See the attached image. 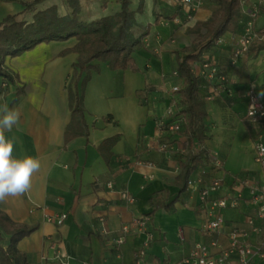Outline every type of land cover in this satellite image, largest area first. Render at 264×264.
<instances>
[{
	"label": "crops",
	"instance_id": "obj_1",
	"mask_svg": "<svg viewBox=\"0 0 264 264\" xmlns=\"http://www.w3.org/2000/svg\"><path fill=\"white\" fill-rule=\"evenodd\" d=\"M30 1L0 0V23L8 15L32 22L37 11L52 5L61 16L71 13L65 0H45L27 9L25 3ZM80 1V16L86 21L122 9L121 0H106L105 7L100 0ZM177 2L132 0L135 34L140 36L151 24L144 47L134 53L140 71H113L106 62H92L100 70H92L84 92L87 136L70 140L65 136L72 117L69 86L74 64L86 57L78 52L63 54L76 45V38L42 42L19 56L6 58L3 68L9 77L0 75V104L19 110L20 120L5 136L15 140L14 157H36L41 164L25 194L0 203V210L16 224L38 225L17 246L27 254L29 264H54L56 249L62 250L69 264H137L135 252L145 246L150 262L160 259L163 264H180L197 243L212 239L202 231L209 205H201L196 195L177 182L181 162L194 149L206 151L207 158L191 176L205 171L206 180L221 177L224 184L213 199L238 198L237 205L224 209L223 214L231 226L250 227L247 218L255 205L250 190L239 186L238 178H248L255 185L263 181L255 157V131L247 118V91L254 83L264 98V48L236 65L231 58L237 36L246 32L254 8L258 15L253 19V45L264 46V0L243 5L238 31L222 36L220 46L205 49L208 39L198 46L202 59L218 65L217 76L211 80L201 77L199 84L201 96H212L206 100L208 116L204 120L208 138L200 145L190 142L185 132L180 133L173 145L188 152L176 151L169 158L160 150L163 139L158 121L173 102V87L183 84L176 53L191 47L198 37L188 28L207 22L218 7L213 0H202L203 6L191 20L181 22ZM176 18L180 21L177 24ZM198 66V62L194 64L195 72ZM116 135L121 138L113 148L110 164H106L98 146ZM215 158L222 161L219 169L215 168ZM123 192L135 196V202L124 198ZM63 213L67 219L60 227L55 218ZM126 224L131 231L118 250L116 240ZM150 234L154 241L148 243ZM9 243L10 237L4 235V248Z\"/></svg>",
	"mask_w": 264,
	"mask_h": 264
},
{
	"label": "trees",
	"instance_id": "obj_2",
	"mask_svg": "<svg viewBox=\"0 0 264 264\" xmlns=\"http://www.w3.org/2000/svg\"><path fill=\"white\" fill-rule=\"evenodd\" d=\"M43 1L45 0H32L25 3V6L27 9H33ZM65 1L71 8V13L66 16H61L58 7L52 5L45 10L37 11L32 22L19 20L17 15H8L0 23V75L9 77L3 68L8 56H19L42 42L76 38V45L63 52V54L78 52L86 55L83 60L80 59L74 64L69 86L72 117L66 127L65 136L66 140H70L80 135L87 136L89 134L85 118L84 92L91 80L92 70H100V66L92 62L96 60L106 62L113 71L128 69L134 72L140 71L134 53L144 47V38L149 34L151 24L140 36L135 34L133 28L136 25V16L130 8L132 0H121L122 9L118 13L91 21L81 18L82 4L80 0ZM242 2L243 0H218L216 4H218L219 17L214 16L207 22H198L188 30L197 34V39H208L207 44L213 43L227 32L236 33L242 18ZM102 4L105 7L108 3L104 1ZM204 29L206 32H203ZM195 42L191 47H185L178 51L176 57L178 75L183 79L181 90L183 113L187 118L182 133H186L190 142L198 141L197 144L202 145L208 138L204 124L208 111L206 99L200 95L201 77L193 69L194 64L202 60L201 51ZM263 48V45L256 47L252 45L249 53ZM85 71L87 74L82 77ZM120 138V135L107 138L98 146V152L106 164H110L114 155L113 148ZM186 156L180 164L181 173L177 179L178 185L183 190L187 187L189 177L207 158L206 151L196 149L191 150ZM37 228L38 225L16 224L5 212L0 210V264H29L27 254L20 251L17 246L21 239L31 235ZM4 235L10 237V243L6 248L2 244ZM262 250L264 251V244Z\"/></svg>",
	"mask_w": 264,
	"mask_h": 264
},
{
	"label": "built area",
	"instance_id": "obj_3",
	"mask_svg": "<svg viewBox=\"0 0 264 264\" xmlns=\"http://www.w3.org/2000/svg\"><path fill=\"white\" fill-rule=\"evenodd\" d=\"M183 6L186 12L187 19L190 21L194 13L201 7L202 0H178V4ZM243 5L246 1L243 0ZM252 18L244 34L237 36L236 42L232 50V64L236 65L243 57L247 56L253 43V19L258 15V9L254 8L250 12ZM177 22H180L176 18ZM224 41L223 37L216 40L221 44ZM197 75L214 79L218 74V65L216 62L203 58L198 62ZM183 84L175 85L171 90L173 102L170 105L167 114L158 121L160 133L163 141L160 142V150L167 154L169 158L173 156L174 152L178 151L182 154L187 153V149H176L173 145V139L182 133L183 127L186 124L187 118L183 113L184 105L182 103L181 90ZM256 85L251 84L247 91L248 109L247 118L252 123L254 128V143H255V157L259 163L263 175V181L260 185L251 183L248 178L243 177L239 179V186L243 189L248 188L252 195V201L255 205V211L247 218L248 229H240L239 227L231 226L229 221L223 214V210L228 207L237 205L238 198L233 197H215L224 184L223 179L218 176H212L209 180L204 178L205 171L199 174L190 176L187 182V189L191 195H196L200 204L209 205V212L207 213V221L203 225V234L212 239L208 243H197L192 252L186 256L180 264H264V251L262 245L264 244V98L261 97ZM211 95H206L204 99L211 100ZM215 168L219 169L222 166V161L218 158L214 159ZM109 187L112 184L109 183ZM122 196L132 203L135 202L136 197L127 192H123ZM67 219V214L63 213L55 218L58 226L64 224ZM141 224V220L138 221ZM130 226L124 225L123 235L116 240V249L126 241L127 234L130 233ZM223 239L225 240H221ZM154 241L152 234L148 236V243ZM148 248L141 247L135 252L137 264H163L160 259L153 263L149 261ZM54 264H69L68 258L62 250L56 249Z\"/></svg>",
	"mask_w": 264,
	"mask_h": 264
},
{
	"label": "clouds",
	"instance_id": "obj_4",
	"mask_svg": "<svg viewBox=\"0 0 264 264\" xmlns=\"http://www.w3.org/2000/svg\"><path fill=\"white\" fill-rule=\"evenodd\" d=\"M19 120V110L0 104V203L5 202L8 197L25 194L31 187L33 174L41 167L36 157L13 156L15 140L6 137L5 132L12 131L19 124Z\"/></svg>",
	"mask_w": 264,
	"mask_h": 264
},
{
	"label": "rangeland",
	"instance_id": "obj_5",
	"mask_svg": "<svg viewBox=\"0 0 264 264\" xmlns=\"http://www.w3.org/2000/svg\"><path fill=\"white\" fill-rule=\"evenodd\" d=\"M104 1H106V0H100V2H101V4L104 2ZM214 1V3H217L218 2V0H213ZM244 1H246V3L247 2H250V0H244ZM91 4L92 3H89L88 2V6L90 5L91 6ZM177 5H178V18L180 19V21L182 22H184L186 19H187V15H186V12L184 11V9H183V6L182 5H180V3L178 4V2H177ZM247 5H248V3H247ZM89 6V7H90ZM102 6H103V4H102ZM203 6V4H201V7ZM215 7H216V5H215ZM242 7H243V4H242ZM217 10H218V7H217V9L215 10V12L213 13L214 15H213V17L215 16V17H219V13L217 12ZM178 22L176 21V24H177ZM204 32H206V30L204 29L203 30ZM206 41V38H198L197 39V41L195 42V43H197V46H201L202 45V43L203 42H205ZM254 44V43H253ZM212 46H220V44L219 43H217L216 41H213V43H211V42H209L207 45L205 44L204 45V48L205 49H209L210 50V48L212 47ZM182 49H180V51H181ZM248 54H250V53H248ZM257 169V168H256Z\"/></svg>",
	"mask_w": 264,
	"mask_h": 264
}]
</instances>
